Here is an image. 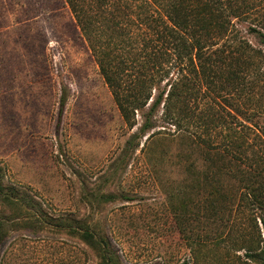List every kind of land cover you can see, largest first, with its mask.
<instances>
[{"label":"rangeland","instance_id":"rangeland-1","mask_svg":"<svg viewBox=\"0 0 264 264\" xmlns=\"http://www.w3.org/2000/svg\"><path fill=\"white\" fill-rule=\"evenodd\" d=\"M222 1L242 12L233 29L264 50L250 31L263 32L264 0ZM259 71L241 90L220 88L223 78L200 92L187 130L165 124L160 107L127 147L140 114L132 127L122 119L65 0H0V183L26 196L0 201V264H259L264 58ZM228 126L238 150H223Z\"/></svg>","mask_w":264,"mask_h":264},{"label":"trees","instance_id":"trees-1","mask_svg":"<svg viewBox=\"0 0 264 264\" xmlns=\"http://www.w3.org/2000/svg\"><path fill=\"white\" fill-rule=\"evenodd\" d=\"M222 2L65 0L122 119L132 127L136 113L140 114L138 133L129 137L127 147L134 148V140L156 127L154 119L160 107L165 124L187 130L196 113L193 104L200 92L205 94L206 89L211 90L214 82L224 78L220 88L225 86L237 91L249 86L244 82L248 75L255 74L261 81L263 71L259 70L264 50L252 48L233 29L231 19L238 18L242 12L236 9L227 12ZM261 29L263 32L255 28L250 31L264 48V26ZM172 70L175 77L170 76ZM64 104L62 98L60 107ZM205 108L203 118L207 130L215 116L208 105ZM227 129L233 138L226 140L223 150H238L241 140L236 139L239 138L236 134L240 132L231 126ZM259 148L264 154V141ZM23 200L26 196L0 183L1 203L22 205ZM67 229L80 233L81 240L90 248L104 251L88 228L69 224ZM254 257L259 264H264V241ZM99 264L114 262L102 255Z\"/></svg>","mask_w":264,"mask_h":264}]
</instances>
